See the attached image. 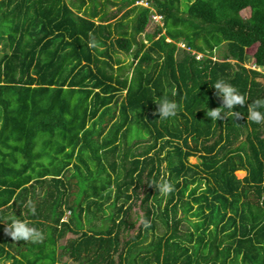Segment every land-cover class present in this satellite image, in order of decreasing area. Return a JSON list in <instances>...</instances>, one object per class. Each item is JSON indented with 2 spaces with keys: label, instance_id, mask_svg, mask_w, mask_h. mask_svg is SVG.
I'll use <instances>...</instances> for the list:
<instances>
[{
  "label": "trees",
  "instance_id": "obj_1",
  "mask_svg": "<svg viewBox=\"0 0 264 264\" xmlns=\"http://www.w3.org/2000/svg\"><path fill=\"white\" fill-rule=\"evenodd\" d=\"M140 1L0 0V218L45 234L16 242L0 221L1 261L264 264V123L246 119L264 99V0ZM217 80L248 97L239 118L198 109L221 106ZM164 181L167 196L149 184Z\"/></svg>",
  "mask_w": 264,
  "mask_h": 264
},
{
  "label": "clouds",
  "instance_id": "obj_2",
  "mask_svg": "<svg viewBox=\"0 0 264 264\" xmlns=\"http://www.w3.org/2000/svg\"><path fill=\"white\" fill-rule=\"evenodd\" d=\"M211 86L214 88V95L220 100L221 106L209 109L206 107V104L203 103V106L198 109H203L205 116L214 122L226 119L228 114H231L232 117L239 118L241 115L234 109L238 105L241 107L244 106L245 102L249 100L248 97L240 93L239 90L231 84L222 80H217L214 83H211ZM172 95H175L174 90ZM153 103L157 106L156 112L158 113V118L162 120L174 117L177 113V103L168 96H163L162 98L154 100ZM262 108H264V99L253 100L247 105L246 119L257 125L264 123V112L260 111ZM149 184L154 186L157 191L164 196H167L174 191V184L169 181H164L159 184ZM31 212L34 215L35 209L33 208ZM0 221L6 222L4 232L13 241L40 243L45 239V234L34 227L32 221L26 217H17L16 215L11 214L7 217L0 218Z\"/></svg>",
  "mask_w": 264,
  "mask_h": 264
},
{
  "label": "rangeland",
  "instance_id": "obj_3",
  "mask_svg": "<svg viewBox=\"0 0 264 264\" xmlns=\"http://www.w3.org/2000/svg\"><path fill=\"white\" fill-rule=\"evenodd\" d=\"M139 3H140V4H143V5H146L145 0H141ZM242 15L245 16V17L248 16V15H249V10H248V9L244 10V11L242 12ZM154 18H155V19H154L155 21H158V20L160 19L159 17H154ZM147 30H148V31H151V30H152V24H150V26L147 28ZM177 46H178V50H177V51H178V54H179V53H181V49H184L185 47H184V45H183L182 43H178ZM225 48H226V45H225V44H222L221 46H219V47L215 50L216 55H217L218 57H221L222 53L226 51ZM252 51H253V48H249V49H248V52H249V53H252ZM122 57L125 58L124 55H122ZM129 60H130V58L127 57V58H126V61H129ZM251 64H252V61H251L250 63H247L246 66H251V67L253 68V65H251ZM36 147H37V149L40 147V142H39V140H38V142L36 143ZM199 160H200V159H199L197 156H190V157H189V161H190L191 163H193V164L199 162ZM245 174H246L245 171H242V170H238V171H236V175H237V177H239V178L244 177ZM138 213H140V212L138 211ZM68 215H69V212H67V213L65 214L64 217L67 218ZM129 220H131V221L134 222V227H133L132 229H129V230H128V232L126 233L127 236H131L132 234H134V233L137 231V226H138V224H139V222H140V219L137 217V214H134V213H132V215H131V217H130ZM94 222H95V223H100V220L97 219V220H94ZM69 236H72V234L68 233L66 237H63V238H61L60 240H57V243L55 244V251H56V253H58V252L61 250V246L64 245V243H65L67 237H69ZM11 261H12L11 259H8V260H6V261H1V260H0V264H10Z\"/></svg>",
  "mask_w": 264,
  "mask_h": 264
}]
</instances>
